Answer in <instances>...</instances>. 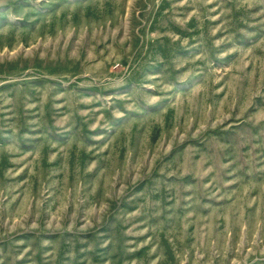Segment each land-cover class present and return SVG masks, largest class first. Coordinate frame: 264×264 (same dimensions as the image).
<instances>
[{"label":"rangeland","instance_id":"obj_1","mask_svg":"<svg viewBox=\"0 0 264 264\" xmlns=\"http://www.w3.org/2000/svg\"><path fill=\"white\" fill-rule=\"evenodd\" d=\"M0 264H264V0H0Z\"/></svg>","mask_w":264,"mask_h":264}]
</instances>
